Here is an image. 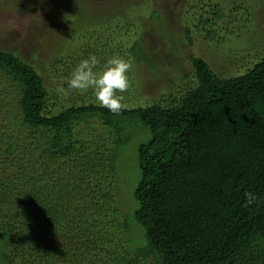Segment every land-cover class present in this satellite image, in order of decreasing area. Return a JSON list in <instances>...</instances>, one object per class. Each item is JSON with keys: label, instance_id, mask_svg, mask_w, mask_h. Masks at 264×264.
I'll list each match as a JSON object with an SVG mask.
<instances>
[{"label": "trees", "instance_id": "trees-1", "mask_svg": "<svg viewBox=\"0 0 264 264\" xmlns=\"http://www.w3.org/2000/svg\"><path fill=\"white\" fill-rule=\"evenodd\" d=\"M93 2L56 1L64 18L72 8L94 17ZM42 9L51 36L68 27L50 16L53 5ZM205 14L198 27L208 34L223 15L213 3ZM150 18L160 20L156 7ZM86 19L62 36L78 60L95 54L103 65L124 52L148 60L138 38L126 49L103 42L100 23L89 19L97 27L90 28ZM76 32L87 46L74 43ZM184 32L191 41V28ZM31 55L29 61L0 49V92L8 104V118L0 119V264H264V54L239 74L221 76L189 53L191 72L169 78L176 92L146 105L123 102L118 114L91 92L67 88L74 54L49 64L57 66L54 87ZM95 116L111 128L104 131L111 149L94 146L98 136L81 126ZM131 116L149 133L137 146L132 188L116 165ZM245 192L255 196L251 203ZM133 219L142 230L137 244L122 245L115 234L129 231Z\"/></svg>", "mask_w": 264, "mask_h": 264}, {"label": "rangeland", "instance_id": "rangeland-1", "mask_svg": "<svg viewBox=\"0 0 264 264\" xmlns=\"http://www.w3.org/2000/svg\"><path fill=\"white\" fill-rule=\"evenodd\" d=\"M20 1L0 0V49L16 51L29 61L32 59L30 54L34 53L35 67L42 69L40 72L45 83L51 84L50 87L58 84V81H55L57 66L49 65L52 60L71 54H74V59L69 56V59L63 60L68 62L72 59L67 63L69 66L74 63L76 65L81 60L77 59L76 52L73 53L70 48L66 52L67 40L62 39L71 35L70 28H73L74 23L84 22L86 17V23L89 19L95 20V23L102 26L98 33L99 40L105 42V39H114L113 41L124 49L132 40L138 38L148 60L137 61L126 52L121 56L132 65L128 76L133 84L122 94L123 102L127 105H146L158 94L176 92L177 88L169 78L191 72L187 57L189 53L207 60L221 76L239 74L264 54V0H129L130 5H127L128 0H97L92 5L93 8H98V14L93 15L94 17H91L92 14L86 16L83 12L79 16L75 8H72L71 15L67 18L59 13L57 0H32V3L36 4L30 3L31 7L28 9H20ZM210 3L218 5L223 18L214 22L206 34L198 27V23L206 18L205 11ZM43 5H53L56 12L51 11L50 16L54 15L62 21L68 20V27H61L58 34L52 36L47 33L49 29H55L47 23L49 11L42 9ZM153 7L159 10V21L150 18V10ZM89 23L92 25L88 27L97 28L96 24ZM186 26L191 28V41L185 36ZM80 29L87 28L83 25ZM74 35V43H77L80 49L87 46V40H81L78 33ZM71 95L69 99L74 98V95ZM0 104V119L5 120L8 118L5 116L7 103L5 95L1 92ZM11 114H15L14 111ZM126 118L123 121L126 123L123 124V133L127 139L116 149V165L119 173L132 188L139 176L137 146L148 138L149 133L141 122L132 116ZM90 120L93 123L91 126L84 123H81V126L84 130H94V134L98 136L94 146L106 144L111 149L114 145L112 141H107L111 128L103 125L97 116ZM106 130L110 132L107 135L104 134ZM101 135L106 137L105 141H99ZM128 208L129 206L125 205L122 210L127 211ZM131 223L129 231L119 230L120 232L115 234L122 245L137 244L134 238L138 237L142 230L134 219Z\"/></svg>", "mask_w": 264, "mask_h": 264}, {"label": "clouds", "instance_id": "clouds-1", "mask_svg": "<svg viewBox=\"0 0 264 264\" xmlns=\"http://www.w3.org/2000/svg\"><path fill=\"white\" fill-rule=\"evenodd\" d=\"M131 67V62L119 55L107 58L101 65L95 54H89L72 68L66 78L67 88L90 91L95 103L118 114L124 107L122 93L130 87L128 73ZM244 195L249 203L255 199L251 192Z\"/></svg>", "mask_w": 264, "mask_h": 264}]
</instances>
